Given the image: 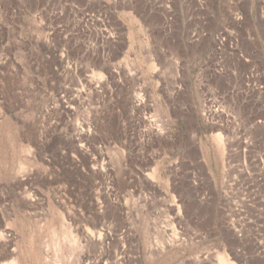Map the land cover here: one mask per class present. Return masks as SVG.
<instances>
[{
  "label": "rangeland",
  "instance_id": "obj_1",
  "mask_svg": "<svg viewBox=\"0 0 264 264\" xmlns=\"http://www.w3.org/2000/svg\"><path fill=\"white\" fill-rule=\"evenodd\" d=\"M0 264H264V0H0Z\"/></svg>",
  "mask_w": 264,
  "mask_h": 264
}]
</instances>
